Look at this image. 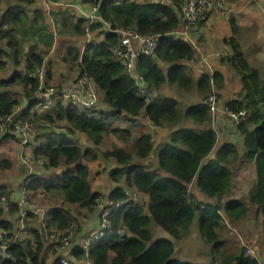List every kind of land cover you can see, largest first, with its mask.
Wrapping results in <instances>:
<instances>
[{
    "label": "trees",
    "instance_id": "obj_1",
    "mask_svg": "<svg viewBox=\"0 0 264 264\" xmlns=\"http://www.w3.org/2000/svg\"><path fill=\"white\" fill-rule=\"evenodd\" d=\"M16 1L32 3L35 0ZM82 1L98 3L101 16L114 28H131L139 33H159L161 37L155 56L139 58V74L149 86L160 92V89L168 85L179 92L195 94L198 102L184 106L176 98L161 93L149 104L144 103L133 79L113 57L112 47L118 39L114 33H105L101 41L86 44L80 55L76 47H68L70 64L76 65L81 73L91 78L101 102L108 110L95 114L92 110L83 111L70 105L57 104L51 112L38 113L31 111L37 103L34 95L38 87L36 80L18 71L13 72L7 79L0 80L2 118L10 115L18 105L12 89L20 85L27 102V107L19 113L20 118L27 121L42 119L52 124L63 121L70 136L82 133L91 142L93 149L94 146L96 149L95 153L89 148L83 150L72 144L70 136L64 133H60L57 138H47L36 143L33 147L36 158L44 159L47 168L64 169L49 181L32 179L27 184V189L40 190L48 198L57 201V205L49 210L44 229L30 227L33 242L29 239L14 242L9 247L14 256L13 260H3L0 264H46V236L68 229L76 221L78 209L90 211L96 200L103 196L93 191L87 165V162L94 161L99 156L104 160L113 159L116 163V167L110 171V179L114 182L124 179L126 183L122 188L112 189L107 195L108 200L123 201L124 190L129 188L148 195L149 200L147 212L134 202H126L110 211L111 230L123 227L129 232V236L105 235L91 242L88 246V257L92 264H204L172 258L173 242L166 238H154V227L158 226L175 241L184 240L191 234L195 224L199 239L207 245L204 255L210 259L208 264H260L256 258L247 255L246 249L237 241L220 239L221 232L230 233L237 229L249 205H253L257 216H260L257 224L261 229L263 242L260 251L264 256V72L261 73L262 70L252 65L244 55L241 45L242 28L234 18H230L232 34L224 42L230 46L231 55L221 58L220 63L242 85L237 97L224 104L230 111L246 112L245 119L239 122L237 128L244 136L246 153L243 162L253 165L255 176L250 183L248 203L239 199L221 203L222 196L232 186L233 168L239 161L240 154L234 144L230 143L215 148L216 132L208 127L212 114L207 98L214 93V87H222V75L219 72H212L211 75L203 73L196 78L186 64L193 57L191 46L181 38L168 35L180 24L178 14L181 0ZM30 20L24 9L19 7H11L1 16L0 24H6L8 29L0 32V68L6 63L3 58L11 59L15 64L21 61L24 40L18 36L26 35L30 38L31 33L37 31L28 26ZM60 24L67 33L82 36L86 32L84 19L72 13L63 14ZM97 26L99 25L94 24L88 29L92 30ZM2 43L6 48H3ZM78 58L80 62L77 65ZM25 61L26 71H31L41 64L42 56L29 49ZM142 112L153 124L169 130L168 141L156 149L157 166L167 174L165 176L134 162L135 159H146L152 152L151 137L147 134L132 140V150L117 146L112 149H98L104 144L106 135L128 141L129 133L126 130L113 129L112 123L118 119L127 120L128 116H136ZM183 123L190 126H181ZM118 131L121 132L117 134ZM5 164L1 163V168L10 165ZM193 180L204 196L214 199L213 204H204L192 197L188 185ZM72 206L76 208L72 209ZM9 209V212L18 210L11 203ZM221 209L224 210L227 223L219 213ZM2 216L0 205V228L12 230L9 222L1 220ZM73 254L77 262L83 257L82 250L74 251ZM52 264L62 262L56 260Z\"/></svg>",
    "mask_w": 264,
    "mask_h": 264
},
{
    "label": "crops",
    "instance_id": "obj_2",
    "mask_svg": "<svg viewBox=\"0 0 264 264\" xmlns=\"http://www.w3.org/2000/svg\"><path fill=\"white\" fill-rule=\"evenodd\" d=\"M13 5L14 9L17 7L24 9L27 17L31 20L28 26L34 27L37 31L31 33L30 38H27L26 35L18 36L23 41L21 61L18 64H15L11 59L3 58L6 60L5 65L0 68V80L7 79L13 72H20L22 75L26 74V61L25 55L29 49H32L33 52L40 54L42 58L49 64V71L51 74V79L58 85L61 89L69 88L74 81L76 74L74 73L77 69V66L70 64L68 60L69 46L76 47L79 55L83 52L85 45L89 42H99L103 39L104 32H102L100 26L89 30L88 34L85 32L84 35L78 36L74 33H67L62 30L60 19L63 14H75L78 17V9L86 5L82 0H68L74 7L69 9H62L54 7L51 2H45V0H35L32 3H22L17 2L16 0H9ZM58 1V0H56ZM141 1V0H139ZM146 1V0H143ZM224 1V0H223ZM2 5H0V18L5 11H7L12 6L9 5L8 0H0ZM168 4L169 1H166ZM226 2V1H225ZM227 10L224 12L213 13L209 16L208 21L206 22V27L193 29L190 31V36L188 39H183L191 46L193 50V57L186 64L191 68L196 78L203 73L209 75L212 72H219L223 77V83L221 88H213V91L218 94L221 104L229 101L230 99L237 97V95L242 90L241 82L231 74V72L220 63L219 54H225L226 56L231 55L230 46H228L224 40L231 36L232 31L230 27L229 20L234 18L237 24L242 28L241 31V45L247 60L254 66L258 64L264 70V0H235L233 2H226ZM40 16V18H37ZM37 18V20H36ZM42 28V29H41ZM86 29V28H85ZM96 37H99L96 40ZM3 48H6L4 43ZM62 56V61L59 59ZM77 65L79 63V58L76 61ZM264 72V71H263ZM167 89V88H166ZM161 90V93L170 96L167 91ZM14 98L18 100V105L21 106V109L24 110L27 107V102L23 97L21 92V86L16 85L13 89ZM36 97V95H35ZM175 98L174 96H171ZM192 99V98H191ZM193 100V99H192ZM198 100H194V103ZM188 103L187 105H189ZM57 105V104H55ZM55 105L48 110L50 112L53 110ZM101 109L108 110L107 106L101 102ZM33 111V107L31 108ZM45 112V113H47ZM135 120L130 119L128 116L126 123L121 125V121H115L112 124L113 129L119 130H131L133 134V140L139 137L142 134H147L151 137L152 142V152L144 160L136 161L135 163L141 165L143 168L148 169H158L157 158H156V149L168 141L169 130L165 127H155L149 119L146 117L145 113L142 112L138 115ZM181 126H190L188 123H183ZM209 127L213 128L216 132V144L215 148L223 144H234L240 154L239 161L235 164L233 171L235 173V179L233 180L230 190L226 192L222 198L221 203H224L231 199H239L243 202L248 203L249 201V187L250 182L253 180L255 174L253 165L250 163L243 162L244 154L246 153V148L244 146V136L241 134L235 126L231 123L228 116L223 112L219 107L218 110L212 115ZM121 131H118L119 134ZM56 130L45 131L40 134L31 145V149L37 145L40 137H50L55 135ZM60 134V133H59ZM12 135L8 130H6L0 139ZM80 136V137H78ZM112 148L113 147H122L126 150H131L133 148V141L117 140L113 135ZM13 137V135H12ZM45 138V139H46ZM70 140H75L76 145L80 148H89L95 153L96 149L88 138L82 133H76L72 137H69ZM114 140L117 142L114 143ZM84 144V145H83ZM83 145V146H82ZM105 144H102L98 149L105 150ZM15 159H9L4 162L8 165L5 168H2L0 172V195H4L9 204L16 206L18 210L16 212L3 211L2 219L7 221L11 225V229L15 230L16 227L20 226L18 231L19 238L16 241H21L29 239L33 242V235L30 232V227L43 228L46 218L48 216L49 210H46L43 206L36 204L34 201L35 196H40L42 193L40 190H28L27 189V198L29 202L33 203V206L38 205L39 211L37 213L28 212L26 216L20 221V208L16 205L20 197V188L24 180V173L18 162V145L16 142L15 148ZM10 160V161H9ZM1 164V163H0ZM90 171L89 182L93 191L101 193L105 198L112 189L122 188L125 186L124 179H121L119 182H114L110 179V171L116 167V163L113 159L104 160L102 156L97 157L94 161L87 162ZM1 168V166H0ZM248 170L249 181L245 180V175H240L245 173L244 169ZM64 168H40L36 171V175L32 179L39 178L42 180H52L58 176ZM11 172L10 174H8ZM52 174H55L53 176ZM164 174V173H163ZM247 181V182H246ZM189 192L192 197L198 202L204 204H213L214 199L204 196L196 187L195 180H193L188 185ZM43 196V195H41ZM47 197V196H45ZM140 199L143 200L141 207L147 212V203L148 195L142 193L140 194ZM55 207V206H54ZM53 208V207H52ZM76 208V207H75ZM79 213H82V222L79 228V231L74 233L71 237V243L69 249H62L59 247L58 242L56 241V236L51 235L48 238L46 244V251L44 255V260L46 264H52L54 261H60L63 257H68L74 259V251H80L83 242L87 236L95 231L99 226V211L98 209L92 208L90 211L85 209H78ZM219 213L225 219L227 223V217L224 213V210L221 209ZM257 219H260V216H257L255 206L249 205V209L240 220L239 226L244 228L249 234H255L254 241L252 245L249 244L248 238L245 239L246 244L254 247L256 252L260 256V264H264V256L261 254L260 247L262 245L263 239L261 234V229L257 224ZM78 220V215L76 216V221ZM244 225V226H243ZM22 226V227H21ZM154 238H166L170 239L174 244V252L172 258H176L182 261H188L192 263H204L208 264L210 259L208 256H201L199 253L203 251L206 246L198 238V230L195 226L192 227L191 234L184 239L185 241H175L168 233L159 228L158 226L154 227ZM45 236V235H44ZM196 239L195 246L191 245V240ZM239 241V240H238ZM237 241V242H238ZM190 243V244H189ZM240 243V241L238 242ZM241 245V244H239ZM199 249V252H198Z\"/></svg>",
    "mask_w": 264,
    "mask_h": 264
},
{
    "label": "built area",
    "instance_id": "obj_3",
    "mask_svg": "<svg viewBox=\"0 0 264 264\" xmlns=\"http://www.w3.org/2000/svg\"><path fill=\"white\" fill-rule=\"evenodd\" d=\"M45 2L51 1L45 0ZM52 4L54 7L62 9L74 7V5L68 0L52 1ZM227 5L228 3L223 0H181L178 14L180 24L177 29L171 31L168 35L174 38L188 39L191 30L202 27L205 28L209 16L213 13L226 11ZM78 16L84 19L87 34L89 26L94 24H98L104 33L117 34V42L112 47L113 57L122 65L125 73L133 79L134 86L136 87L138 94L143 98L144 103L149 104L161 94L160 91L149 86L137 70L140 56H155V49L161 37L159 33H139L131 28H114L110 22L103 19L101 16L98 3H86L84 7L78 9ZM7 29L8 27L6 24H0V32ZM225 57V54H219L220 59ZM59 59L62 61V56ZM74 73L76 74V77L72 82V85L66 89L59 88L51 79L49 64H47L43 57L40 65L24 74L38 82V87L34 94L36 95L37 103L33 106V111L38 113L47 112L55 104L65 106L70 105L83 111L92 110L95 114L102 111L100 107L101 100L94 82L87 74L81 73L78 68ZM207 104L212 115L220 107L236 128L239 122L245 119V110H240L239 112L230 111L227 105L221 104L220 99L215 92L208 96ZM21 110V106L17 105L12 113L6 118L0 116V134H3L8 130L15 137L18 145V162L24 173V180L19 190L21 195L16 203L20 208V221H22L28 212L37 213L39 211V209L33 206V203L29 202L27 198V184L30 183L33 176L36 175L38 169L45 167L46 162L44 159L36 158L33 155V150L30 148L32 143L45 131L56 130L61 134L64 133L67 136H70L65 127L58 128L56 124H52L47 120L41 119L27 121L20 118L19 113ZM138 115L129 117L130 119L135 120L139 117ZM154 126L160 127L155 124ZM124 194L125 199L120 202H113L104 196H101L96 200V203L92 208L98 209L99 211V226L95 231L91 232L83 242L81 247V250L83 251L82 259L77 262L75 259L63 257L60 260L62 264H92L88 257V246L91 242L105 235H114L118 237L129 236V232L123 227L111 230V221L109 219L110 211L126 202H134L141 206L143 200L140 199V194H142V192L135 188L125 189ZM0 205L3 211H8L9 202H7L4 195H0ZM76 230L77 222L73 221L68 229L65 231H58L55 234L56 241L60 248H70L71 237ZM233 231L241 241V245L246 249V254L256 258L260 263L256 249L246 244L243 237L238 234L237 230L233 229ZM18 238V231L0 228V263L3 260H13L14 256L9 251V247L16 242Z\"/></svg>",
    "mask_w": 264,
    "mask_h": 264
},
{
    "label": "rangeland",
    "instance_id": "obj_4",
    "mask_svg": "<svg viewBox=\"0 0 264 264\" xmlns=\"http://www.w3.org/2000/svg\"><path fill=\"white\" fill-rule=\"evenodd\" d=\"M141 1H143V0H141ZM8 2H9V5L10 6H12V8H14L13 7V5L11 4V2L8 0ZM0 5H2V2H0ZM22 9V8H21ZM34 29V28H33ZM30 32H32V29H30ZM99 39V37H96V40H98ZM261 70H262V68L260 67V65L258 64L257 65ZM263 71L264 70H262L261 71V73H263ZM167 88V89H166ZM166 89V91H167V93L170 95V96H174L177 100H179V102H181L184 106H187V104L188 103H190V104H193L194 103V100H198V96H196L195 94H186V93H184V92H179L175 87H169L168 85H167V87H164V88H162V89H160V90H165ZM193 100H192V99ZM51 112V111H50ZM118 120H120L121 121V125H123V124H125L126 123V120L125 119H118ZM118 120H116V121H118ZM115 122V121H114ZM113 122V123H114ZM59 123V124H58ZM112 123V124H113ZM65 122H63V121H57V123H56V126L58 127V128H64L65 127ZM209 127V126H208ZM128 133H129V139H128V141H127V143H130L129 141L132 139L133 140V134H132V131L131 130H126ZM59 133H56L55 135H52V136H50V137H48V138H54V137H59ZM70 137H72V136H70ZM78 137H80V136H78ZM46 137L44 136V137H40L39 138V141L38 142H42V141H45V140H47V138L45 139ZM117 140H119V139H117ZM131 140V141H132ZM71 141V143L72 144H74V145H76V142H75V140H70ZM112 141H113V137H111V136H109V135H106L105 136V138H104V147L105 148H107V149H112ZM117 141L116 140H114V143H116ZM15 145H16V140H15V137L13 136L12 137V135H9V136H6V137H4V138H2V139H0V163H4V162H6V161H8V158L9 159H12V160H14L15 159V157H16V155H15V152H14V148H15ZM84 145V144H83ZM82 145V146H83ZM84 148H86V146L84 147ZM84 148H83V150H84ZM133 149V148H132ZM131 149V150H132ZM10 161V160H9ZM136 161H141V160H137V159H135L134 160V162H136ZM46 167V166H45ZM47 168V167H46ZM151 170H154V169H151ZM2 171V168H0V172ZM154 171H156V172H158V173H162L163 174V172L162 171H160L159 169L157 170V169H155ZM244 171H245V173H241L240 171H239V173H240V175L242 176V175H245V180H247V181H249V173H248V170L245 168L244 169ZM11 172H9L8 174H10ZM53 176H55V174H52ZM165 175H167V174H163L162 176H165ZM234 179H235V173H234ZM254 179V178H253ZM246 181V182H247ZM252 182V181H251ZM250 182V183H251ZM0 183H2V181L0 180ZM250 185V184H249ZM41 195H43V196H41ZM40 196H35L34 197V201L36 202V204H38V205H40V206H43L46 210H49V209H51L52 207H54V206H56L57 205V201H55V200H52L51 198H48V197H45V195L44 194H41ZM38 205H36V207H38ZM72 209H75V207L74 206H72ZM82 213H78V220L76 221L77 222V230H76V232H78L79 231V228H80V225H81V222H82ZM244 226V225H243ZM20 228V226H18V227H16L15 228V231L16 230H18ZM237 229V231H238V234L240 235V236H242L243 237V240H244V242H246L245 241V239L246 238H248V242H249V244L250 245H252V244H254L253 243V241H254V238L252 237V236H254L255 237V234H249V233H247L246 231H244V228L242 227V226H237L236 227ZM229 231V230H228ZM75 232V233H76ZM233 231H230V233H228V232H226L225 233V231H223V232H221L220 233V239L221 240H226V241H231V240H233V241H238L239 239H238V237L236 236V233L235 232H233ZM198 238H199V236H198ZM201 240V239H200ZM182 242L183 241H185V240H181ZM202 241V240H201ZM240 241V240H239ZM238 241V242H239ZM191 245L194 247L195 245V242H196V239H192L191 241ZM203 242V241H202ZM204 244H205V246H206V248L203 250V251H201L199 254L202 256H206V255H204L205 254V252H206V250H207V245H206V243L205 242H203ZM237 243V242H236ZM190 244V243H189ZM239 244H241V241H240V243ZM198 252H199V249H198ZM259 260H260V256H259Z\"/></svg>",
    "mask_w": 264,
    "mask_h": 264
},
{
    "label": "clouds",
    "instance_id": "obj_5",
    "mask_svg": "<svg viewBox=\"0 0 264 264\" xmlns=\"http://www.w3.org/2000/svg\"><path fill=\"white\" fill-rule=\"evenodd\" d=\"M0 135H2V134H0Z\"/></svg>",
    "mask_w": 264,
    "mask_h": 264
}]
</instances>
